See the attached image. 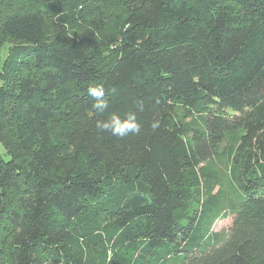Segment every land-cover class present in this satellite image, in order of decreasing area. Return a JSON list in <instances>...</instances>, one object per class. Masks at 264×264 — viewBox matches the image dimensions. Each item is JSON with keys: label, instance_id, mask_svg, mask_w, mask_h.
<instances>
[{"label": "trees", "instance_id": "16d2710c", "mask_svg": "<svg viewBox=\"0 0 264 264\" xmlns=\"http://www.w3.org/2000/svg\"><path fill=\"white\" fill-rule=\"evenodd\" d=\"M0 264H264V0H0Z\"/></svg>", "mask_w": 264, "mask_h": 264}, {"label": "clouds", "instance_id": "9594fccd", "mask_svg": "<svg viewBox=\"0 0 264 264\" xmlns=\"http://www.w3.org/2000/svg\"><path fill=\"white\" fill-rule=\"evenodd\" d=\"M87 94L92 101V108L98 112H106L109 109V102L106 99V89L102 84H96L87 88ZM138 107L142 111V102L138 101ZM96 129L102 133H108L120 139L139 136L142 134L143 125L139 121L136 112L127 113L124 117L114 114L106 120H97ZM159 127V121L151 123L153 130Z\"/></svg>", "mask_w": 264, "mask_h": 264}, {"label": "rangeland", "instance_id": "374dc122", "mask_svg": "<svg viewBox=\"0 0 264 264\" xmlns=\"http://www.w3.org/2000/svg\"><path fill=\"white\" fill-rule=\"evenodd\" d=\"M230 225V217L219 219L213 226L214 232L225 233Z\"/></svg>", "mask_w": 264, "mask_h": 264}]
</instances>
